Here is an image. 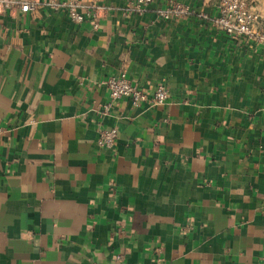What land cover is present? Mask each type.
<instances>
[{
  "label": "crops",
  "instance_id": "0c3cea01",
  "mask_svg": "<svg viewBox=\"0 0 264 264\" xmlns=\"http://www.w3.org/2000/svg\"><path fill=\"white\" fill-rule=\"evenodd\" d=\"M15 1L37 8L0 9V264H264V45L215 0H86L80 25ZM123 72L169 101L101 118Z\"/></svg>",
  "mask_w": 264,
  "mask_h": 264
},
{
  "label": "built area",
  "instance_id": "2783aa9c",
  "mask_svg": "<svg viewBox=\"0 0 264 264\" xmlns=\"http://www.w3.org/2000/svg\"><path fill=\"white\" fill-rule=\"evenodd\" d=\"M159 0H131L133 9L143 13L147 8ZM219 15L214 20L215 25L229 35L232 39H246L264 45V13L254 7L249 0H215ZM50 7L55 11L67 12L69 20L74 25L87 21L91 15H96L93 3L86 0L50 1ZM37 8V3H21L15 0H0V9L10 12L20 9L23 13ZM190 9L180 2H170L160 11V16L165 21L179 20L188 15ZM111 102L98 105L101 118L108 116L113 108V103L118 100H127L133 106H159L166 104L170 99V92L165 84H160L154 89L139 87L128 79L123 72L118 77H112L103 82ZM5 133V128L0 125V140ZM119 134L116 128H100L98 131L97 145L102 149H111L115 146Z\"/></svg>",
  "mask_w": 264,
  "mask_h": 264
},
{
  "label": "rangeland",
  "instance_id": "374dc122",
  "mask_svg": "<svg viewBox=\"0 0 264 264\" xmlns=\"http://www.w3.org/2000/svg\"><path fill=\"white\" fill-rule=\"evenodd\" d=\"M249 1L254 7L264 11V0H249Z\"/></svg>",
  "mask_w": 264,
  "mask_h": 264
}]
</instances>
